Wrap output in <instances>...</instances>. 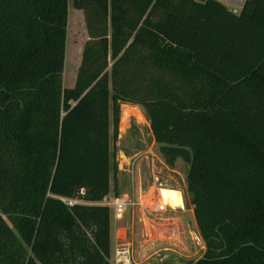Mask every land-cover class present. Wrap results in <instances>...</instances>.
Returning <instances> with one entry per match:
<instances>
[{
    "label": "trees",
    "instance_id": "trees-1",
    "mask_svg": "<svg viewBox=\"0 0 264 264\" xmlns=\"http://www.w3.org/2000/svg\"><path fill=\"white\" fill-rule=\"evenodd\" d=\"M72 1L89 39L65 88L69 0H0V264H111L121 104L189 165L194 264H264V0Z\"/></svg>",
    "mask_w": 264,
    "mask_h": 264
},
{
    "label": "rangeland",
    "instance_id": "rangeland-1",
    "mask_svg": "<svg viewBox=\"0 0 264 264\" xmlns=\"http://www.w3.org/2000/svg\"><path fill=\"white\" fill-rule=\"evenodd\" d=\"M220 2L229 8L226 3ZM88 39L84 13L74 8L73 1L69 0L67 48L63 74L65 88H71L75 84L83 47ZM112 118L111 110L110 147L114 160L117 162L118 171L115 177L114 173L112 175V192L108 199L125 192L133 193L131 175L124 169H127L126 164L133 156L139 155L134 169L136 180L134 188L136 200H141V204L130 206L122 220L117 221L111 216L110 263L114 264L116 246L120 243L128 244L131 248L132 264L196 262L204 255L206 245L196 223L194 205L191 203L187 189L189 165L182 159H179L173 168L167 165L160 146L152 134L150 121L141 106L121 104L119 134L116 140L113 138ZM153 159L159 183L156 187L150 188ZM161 187L180 190L184 196V206L177 207L165 203L161 207L159 200L154 199L152 191ZM116 225H118L116 231L119 233L115 241ZM121 228L122 230L119 231Z\"/></svg>",
    "mask_w": 264,
    "mask_h": 264
},
{
    "label": "built area",
    "instance_id": "built-area-1",
    "mask_svg": "<svg viewBox=\"0 0 264 264\" xmlns=\"http://www.w3.org/2000/svg\"><path fill=\"white\" fill-rule=\"evenodd\" d=\"M226 3L229 8L236 10L237 8H242L245 0H220ZM155 156V155H154ZM139 155L133 156L131 161L127 162V169L126 170L131 175L132 180V186H133V193H124L117 195L113 197L112 199H108V197L104 198L103 204L107 205L111 210V216L119 221L122 220L124 215L126 214L128 208L130 206H133L135 204H141V200H136V192L134 185L136 184L135 180V165L137 161L139 160ZM155 160H152V184L150 187H156L158 185V178L155 174ZM123 169V168H121ZM141 188V187H140ZM142 191V189H141ZM140 191V194L142 195ZM69 205H74L77 201H67L65 200ZM114 264H132L131 260V248L128 246V244H118L116 246V252H115V259Z\"/></svg>",
    "mask_w": 264,
    "mask_h": 264
},
{
    "label": "bare ground",
    "instance_id": "bare-ground-1",
    "mask_svg": "<svg viewBox=\"0 0 264 264\" xmlns=\"http://www.w3.org/2000/svg\"><path fill=\"white\" fill-rule=\"evenodd\" d=\"M153 197L155 200L158 199L161 205L168 203L169 205H175L177 207L184 206V196L182 192L177 189H169L165 187L155 188L153 190Z\"/></svg>",
    "mask_w": 264,
    "mask_h": 264
},
{
    "label": "crops",
    "instance_id": "crops-1",
    "mask_svg": "<svg viewBox=\"0 0 264 264\" xmlns=\"http://www.w3.org/2000/svg\"><path fill=\"white\" fill-rule=\"evenodd\" d=\"M231 8V7H230ZM240 8H237L236 10L238 11ZM128 173V172H127ZM133 187V186H132ZM151 188V187H150ZM149 191V190H148ZM153 191V190H152ZM112 192V191H111ZM126 193V192H125ZM122 194H124V193H122ZM117 227H118V225H116V227H115V231H114V239H115V241L117 240V236H118V233L119 232H117L116 231V229H117ZM122 230V228L119 230V231H121ZM111 237H112V234H111Z\"/></svg>",
    "mask_w": 264,
    "mask_h": 264
},
{
    "label": "water",
    "instance_id": "water-1",
    "mask_svg": "<svg viewBox=\"0 0 264 264\" xmlns=\"http://www.w3.org/2000/svg\"><path fill=\"white\" fill-rule=\"evenodd\" d=\"M235 11H237V10H235ZM123 154V153H122ZM121 154V155H122ZM195 263V262H194ZM193 262H188V263H182V262H179V261H176V263L175 264H194Z\"/></svg>",
    "mask_w": 264,
    "mask_h": 264
},
{
    "label": "flooded vegetation",
    "instance_id": "flooded-vegetation-1",
    "mask_svg": "<svg viewBox=\"0 0 264 264\" xmlns=\"http://www.w3.org/2000/svg\"><path fill=\"white\" fill-rule=\"evenodd\" d=\"M161 205V204H160ZM163 205H161V207H162Z\"/></svg>",
    "mask_w": 264,
    "mask_h": 264
}]
</instances>
